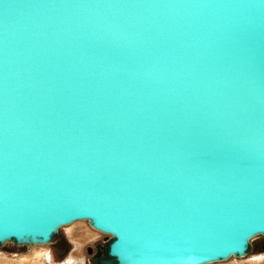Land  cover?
<instances>
[{"label": "water", "instance_id": "1", "mask_svg": "<svg viewBox=\"0 0 264 264\" xmlns=\"http://www.w3.org/2000/svg\"><path fill=\"white\" fill-rule=\"evenodd\" d=\"M79 221L93 264L264 236V0H0V246Z\"/></svg>", "mask_w": 264, "mask_h": 264}, {"label": "rangeland", "instance_id": "2", "mask_svg": "<svg viewBox=\"0 0 264 264\" xmlns=\"http://www.w3.org/2000/svg\"><path fill=\"white\" fill-rule=\"evenodd\" d=\"M112 241L111 235L95 230L87 221H79L60 228L47 245L9 242L0 246V264H93L94 255H105ZM90 248L93 255L88 254ZM212 264H264V236L250 242L247 256Z\"/></svg>", "mask_w": 264, "mask_h": 264}, {"label": "flooded vegetation", "instance_id": "3", "mask_svg": "<svg viewBox=\"0 0 264 264\" xmlns=\"http://www.w3.org/2000/svg\"><path fill=\"white\" fill-rule=\"evenodd\" d=\"M95 257L105 258L106 257V254L105 255H100L99 253H97V254L94 255V258Z\"/></svg>", "mask_w": 264, "mask_h": 264}, {"label": "bare ground", "instance_id": "4", "mask_svg": "<svg viewBox=\"0 0 264 264\" xmlns=\"http://www.w3.org/2000/svg\"><path fill=\"white\" fill-rule=\"evenodd\" d=\"M76 223H78V222H76Z\"/></svg>", "mask_w": 264, "mask_h": 264}]
</instances>
